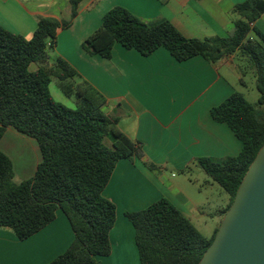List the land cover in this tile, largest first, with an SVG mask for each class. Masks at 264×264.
Segmentation results:
<instances>
[{"label": "trees", "instance_id": "obj_1", "mask_svg": "<svg viewBox=\"0 0 264 264\" xmlns=\"http://www.w3.org/2000/svg\"><path fill=\"white\" fill-rule=\"evenodd\" d=\"M82 1L71 0L72 20ZM235 13L239 18L227 37L199 40L185 37L169 21L148 24L116 6L83 42L88 54L105 59H111L117 43L144 56L165 48L179 62L202 56L217 63L234 56L241 62L243 78L253 74L260 93L258 104L235 92L211 111L213 119L226 123L241 141L240 154L198 161L230 197L223 216L264 145V46L251 37L255 32L264 40L254 27L264 14V0H246L236 5ZM70 24L41 19L31 39L0 26V142L12 127L35 139L42 154L34 176L17 183L14 164L0 149V229L26 240L52 223L61 210L70 221L75 239L48 264H101L98 257L112 254L110 234L117 220V207L104 191L119 161L142 159L144 153L140 143L118 128L119 117L103 111L106 100L93 88L76 90L75 108L54 99L52 78L58 79L70 96L72 85L67 81L78 75L62 58L49 63L48 49L54 48L58 31ZM33 65L36 70L31 69ZM108 138L113 141L111 146L105 142ZM126 217L135 229L140 264H199L219 228L206 238L165 198L144 210L128 212Z\"/></svg>", "mask_w": 264, "mask_h": 264}, {"label": "crops", "instance_id": "obj_2", "mask_svg": "<svg viewBox=\"0 0 264 264\" xmlns=\"http://www.w3.org/2000/svg\"><path fill=\"white\" fill-rule=\"evenodd\" d=\"M245 1L83 0L72 20L71 0H0V26L27 39L32 38L41 19L71 21L67 28L58 31L54 48L48 49L49 63L62 58L78 75L67 81V85H72L70 96L58 83L54 93L52 80L54 99L75 108L76 90L93 88L106 100L103 111L119 117L118 128L142 145L144 157L119 161L104 191V196L117 207L116 224L110 234L112 255L116 249L125 250L128 242L133 247L128 256L133 257L135 250L139 258L135 229L126 217L128 212L144 210L165 198L192 223L204 217L208 202L204 188H218L198 161L236 157L242 150L232 129L215 121L211 111L240 92V85L246 86V79L253 74L243 78L234 56L217 63L202 56L179 62L165 48L144 56L117 43L111 59H105L88 54L83 42L101 27L104 15L116 6L148 24L169 21L189 39L225 38L239 18L236 5ZM254 27L264 35V14ZM251 37L264 46V40L255 32ZM6 134L25 136L12 127ZM4 138L0 149L11 158L16 181L18 169L12 155L3 150ZM28 143L24 158L33 160L36 171L42 161L41 150L38 143ZM74 239L70 221L61 210L52 223L26 240L0 229V264H48L63 254Z\"/></svg>", "mask_w": 264, "mask_h": 264}, {"label": "water", "instance_id": "obj_3", "mask_svg": "<svg viewBox=\"0 0 264 264\" xmlns=\"http://www.w3.org/2000/svg\"><path fill=\"white\" fill-rule=\"evenodd\" d=\"M199 264H264V145Z\"/></svg>", "mask_w": 264, "mask_h": 264}, {"label": "rangeland", "instance_id": "obj_4", "mask_svg": "<svg viewBox=\"0 0 264 264\" xmlns=\"http://www.w3.org/2000/svg\"><path fill=\"white\" fill-rule=\"evenodd\" d=\"M240 64V61H237ZM36 66H32L33 70ZM53 83L51 85L52 91L55 93L57 90V83L60 84V81L56 78H52ZM246 86L240 85L239 91L243 93L246 99L252 103L253 105L258 104L260 93L256 87V79H254L253 75H250L247 79ZM77 98V96L75 97ZM58 101V98H56ZM70 107H74V105L69 104ZM7 139L3 143L5 148L3 149L6 153L12 155L13 161L16 163L17 167V177L16 182L21 183L27 179H30L34 176V163L33 160H27L24 158V149L25 147H29V141L37 144L36 140L30 138L28 136H12L6 134ZM5 136V137H6ZM106 144L111 146V139H106ZM19 144V145H18ZM24 144V145H23ZM23 145V146H22ZM29 149V148H28ZM20 171V172H19ZM178 176H181L180 174ZM216 188H211L205 186L204 190L208 196V202L203 209L204 217L200 220H194L193 223L195 227L208 239H210L216 228L219 227L222 218L224 217L222 211L226 208L230 202L229 195L220 187L217 183ZM125 250L116 251L114 254L108 257H98L97 259L101 264H140L139 258H137L136 251L133 257L128 256L133 247L128 242L125 244ZM133 252V251H132ZM136 256V257H135Z\"/></svg>", "mask_w": 264, "mask_h": 264}, {"label": "bare ground", "instance_id": "obj_5", "mask_svg": "<svg viewBox=\"0 0 264 264\" xmlns=\"http://www.w3.org/2000/svg\"><path fill=\"white\" fill-rule=\"evenodd\" d=\"M7 137H8V136H6V137L4 138V142L6 141ZM18 145H19V144H18ZM23 145H24V144H23ZM23 145H22V146H23Z\"/></svg>", "mask_w": 264, "mask_h": 264}]
</instances>
